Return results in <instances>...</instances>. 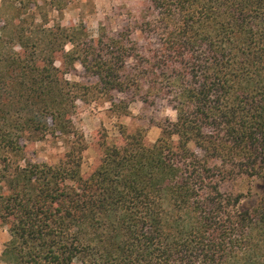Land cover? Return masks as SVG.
<instances>
[{
  "label": "trees",
  "instance_id": "obj_1",
  "mask_svg": "<svg viewBox=\"0 0 264 264\" xmlns=\"http://www.w3.org/2000/svg\"><path fill=\"white\" fill-rule=\"evenodd\" d=\"M143 2L96 35L35 21L29 0L0 14L5 264H264V0ZM157 99L176 118L154 142L142 127L96 131L84 174L78 104L127 115ZM47 135L67 150L24 163ZM242 178L254 193L225 188Z\"/></svg>",
  "mask_w": 264,
  "mask_h": 264
},
{
  "label": "rangeland",
  "instance_id": "obj_2",
  "mask_svg": "<svg viewBox=\"0 0 264 264\" xmlns=\"http://www.w3.org/2000/svg\"><path fill=\"white\" fill-rule=\"evenodd\" d=\"M0 0V4H1ZM9 1H6L0 14L8 15L11 11ZM27 0H24L26 2ZM145 0H61L57 8L50 0H29L34 3L35 21H48L54 23H74L82 21L88 32L96 35L99 26L104 24L108 29L114 30L122 23H127L132 14L140 9ZM4 12V13H1ZM3 19L0 17V26ZM109 103L95 100L88 104L79 103L72 118L74 127L83 133L88 148L83 152L82 172L85 174L96 160V148L93 138L96 131L102 129L109 138L118 135L119 125H125L129 130L142 127L145 131V142L152 143L160 135V126L167 120H175L176 112L162 99L153 104L136 100L129 104L127 115H116L108 111ZM69 136L47 135L40 141L29 144L28 155L23 161H46L54 163L68 148ZM256 182L242 178L236 183L230 182L227 189L240 190L244 194L256 191ZM9 233L7 226L0 224V242L7 241ZM6 241L0 245V255ZM0 264H5L0 260Z\"/></svg>",
  "mask_w": 264,
  "mask_h": 264
},
{
  "label": "crops",
  "instance_id": "obj_3",
  "mask_svg": "<svg viewBox=\"0 0 264 264\" xmlns=\"http://www.w3.org/2000/svg\"><path fill=\"white\" fill-rule=\"evenodd\" d=\"M6 241V240H5ZM5 241L0 242V245H2Z\"/></svg>",
  "mask_w": 264,
  "mask_h": 264
}]
</instances>
